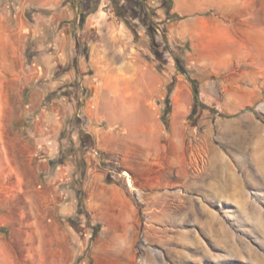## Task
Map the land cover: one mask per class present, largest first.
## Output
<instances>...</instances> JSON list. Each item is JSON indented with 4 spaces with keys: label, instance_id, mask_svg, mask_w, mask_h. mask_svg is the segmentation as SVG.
<instances>
[{
    "label": "crops",
    "instance_id": "0c3cea01",
    "mask_svg": "<svg viewBox=\"0 0 264 264\" xmlns=\"http://www.w3.org/2000/svg\"><path fill=\"white\" fill-rule=\"evenodd\" d=\"M82 1L77 27L70 0H0V194L42 189L44 161L70 139L77 147V132L69 139L61 133L81 112L90 150L119 158L130 176V188L122 178L106 181L99 158L90 150L83 155L84 215L102 234H130L131 242L142 223L187 226L192 203L232 209V157L212 138L203 141L205 157L188 153L189 142L201 141L187 124L189 81L172 62L158 69L148 33L124 19L137 18L134 9L143 3L157 14L168 43L183 50L188 68L206 80L224 78L232 76L236 0H115L123 10L115 17L102 0Z\"/></svg>",
    "mask_w": 264,
    "mask_h": 264
},
{
    "label": "rangeland",
    "instance_id": "374dc122",
    "mask_svg": "<svg viewBox=\"0 0 264 264\" xmlns=\"http://www.w3.org/2000/svg\"><path fill=\"white\" fill-rule=\"evenodd\" d=\"M70 1L79 27L83 1ZM245 1H235L232 76L209 75L206 80L205 75L188 69L198 82L199 101L212 100L210 105L202 103L208 109L198 107L195 114L189 113L187 124L190 130L195 128L201 141L190 140L188 153L205 157L208 147L204 142L212 138L221 154L232 157V209L220 204L209 210L192 203L184 215L187 226L142 223L134 229L131 242L130 234L108 237L100 228L93 235L96 225H90L84 215L81 190L82 174L88 167L83 155L91 142L86 138L81 141L78 134L76 148L70 139L59 155L44 161L39 192L0 194V264H264V231L258 224L264 217V0H251V11L250 2L245 6ZM138 7L134 9L137 18L126 17L124 23L147 32ZM101 8L112 17L117 10L123 11L115 0H102ZM145 12L152 16L150 8ZM154 14L152 21L160 36L162 23ZM159 42L163 48L162 40ZM161 53L163 59L171 60L169 53ZM190 91L193 98L191 83ZM77 115L70 118L62 137L69 139L72 132L78 133L72 129ZM82 126L80 131L85 134ZM208 127L213 134H207ZM202 165L199 160L198 166ZM194 172L198 178L206 175L203 170ZM110 180L106 174V181Z\"/></svg>",
    "mask_w": 264,
    "mask_h": 264
},
{
    "label": "trees",
    "instance_id": "16d2710c",
    "mask_svg": "<svg viewBox=\"0 0 264 264\" xmlns=\"http://www.w3.org/2000/svg\"><path fill=\"white\" fill-rule=\"evenodd\" d=\"M139 8H140V14L139 16H141L142 20L141 23L142 25L145 27V29H147V33H148V37H149V48L151 53L153 54V56L155 57V59L158 61V69H161L163 66H165L168 62H173L175 65L176 70L181 73L182 75H184L187 80L191 83L192 87H193V107H192V114L196 113V110L198 107L202 108V109H208L207 106H205L204 104H202L199 101V91H198V82L196 79H193L189 76V72H188V67L186 65L185 62V58H184V52L181 48L177 47V46H172L168 43L165 35H164V28H160V30L162 31V34L159 36L157 35L158 32V28L155 27V23L152 21V18H155V14L152 12V16H148L145 12V8L143 6L142 3H139ZM150 17V18H149ZM162 23V22H160ZM159 39L162 40L163 42V48H161V44L159 42ZM161 50H164L165 52L169 53L171 56V60L168 59H163L162 57V53ZM171 91V85L167 86V97L165 98V104H167L169 102L168 100V95ZM214 111V110H213ZM222 117H225L224 115H221ZM84 124V119L81 120L77 117H75L73 123H72V129L77 130L78 134H79V138L82 141L84 138L89 140L88 135L86 134H82L80 131V126ZM84 142H82V149L84 148ZM99 226H95L92 230H93V235H95L97 233V231L99 230Z\"/></svg>",
    "mask_w": 264,
    "mask_h": 264
},
{
    "label": "built area",
    "instance_id": "2783aa9c",
    "mask_svg": "<svg viewBox=\"0 0 264 264\" xmlns=\"http://www.w3.org/2000/svg\"><path fill=\"white\" fill-rule=\"evenodd\" d=\"M119 21L120 20H117V22ZM77 117L81 120L84 119V116L82 115L81 112H78ZM90 151L92 154H94L96 157L99 158L100 163L103 165L109 179L116 181L122 178L125 181V183L128 185V187H130L129 173L121 166L119 158L115 156L101 154L95 149H91Z\"/></svg>",
    "mask_w": 264,
    "mask_h": 264
},
{
    "label": "bare ground",
    "instance_id": "6f19581e",
    "mask_svg": "<svg viewBox=\"0 0 264 264\" xmlns=\"http://www.w3.org/2000/svg\"><path fill=\"white\" fill-rule=\"evenodd\" d=\"M263 168H264V166H263ZM234 187V184H233V186H232V188ZM235 188V187H234ZM248 209L250 210V211H254V209L251 207V206H248ZM256 210V209H255ZM255 212V211H254ZM258 219V218H257ZM261 227H262V229H263V231H264V217H260V222L258 223Z\"/></svg>",
    "mask_w": 264,
    "mask_h": 264
}]
</instances>
